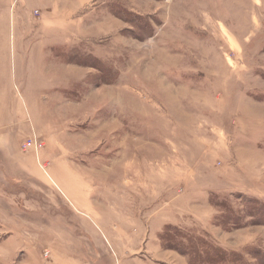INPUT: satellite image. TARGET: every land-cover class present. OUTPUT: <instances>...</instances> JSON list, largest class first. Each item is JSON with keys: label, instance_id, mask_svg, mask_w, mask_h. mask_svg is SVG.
I'll use <instances>...</instances> for the list:
<instances>
[{"label": "rangeland", "instance_id": "rangeland-1", "mask_svg": "<svg viewBox=\"0 0 264 264\" xmlns=\"http://www.w3.org/2000/svg\"><path fill=\"white\" fill-rule=\"evenodd\" d=\"M41 1L0 0V264H264V0Z\"/></svg>", "mask_w": 264, "mask_h": 264}, {"label": "crops", "instance_id": "crops-1", "mask_svg": "<svg viewBox=\"0 0 264 264\" xmlns=\"http://www.w3.org/2000/svg\"><path fill=\"white\" fill-rule=\"evenodd\" d=\"M17 1H21V0H17ZM25 1L27 0H22V4H25ZM43 2V0L41 1V3ZM19 22L20 24L22 25L21 26V31H20V39L21 40H24V21H20L19 19ZM43 46V45H42ZM42 57H43V53H42ZM44 58V57H43ZM43 58H41L43 60ZM41 63V66H39L38 64H35L34 67H28V72L30 75H32L33 72H36L39 76H40V81H32V85L35 87V90L37 92V89L39 92H37V95L38 94H43V62H40ZM37 67H39L40 69H37ZM39 70V71H38ZM25 71V67H20V76L21 75H24V72ZM7 76V68L6 67H0V84H4L6 83L7 80L4 79V77ZM7 95H9L8 93L6 94V91L4 88H0V101H7ZM38 96H33V98H37ZM0 107L2 110H4L3 112L0 110V147H4L5 145H8V144H5L3 141H4V138H5V135L7 134V129L9 127L11 128H14L17 123H18V120H17V113H13L14 110H12L13 112V115L11 117V121L7 124V120L9 118V114L8 112H10L7 108V105H4L2 103H0ZM11 107V106H10ZM24 111L26 112V114L24 115ZM28 115V116H27ZM22 116L23 117H19V118H22L21 121H19L22 125L23 128H25L24 125H27L26 124V121H28L29 123H32V120H31V116H30V113L29 111L27 110V107H25V109H23V112H22ZM14 131V130H13ZM12 143L15 144V141ZM5 144V145H3ZM13 145V144H12Z\"/></svg>", "mask_w": 264, "mask_h": 264}, {"label": "built area", "instance_id": "built-area-1", "mask_svg": "<svg viewBox=\"0 0 264 264\" xmlns=\"http://www.w3.org/2000/svg\"><path fill=\"white\" fill-rule=\"evenodd\" d=\"M36 139L33 141V140H27L23 143V147L24 148H27V147H32L34 150H37V143H36ZM41 145V144H40Z\"/></svg>", "mask_w": 264, "mask_h": 264}]
</instances>
